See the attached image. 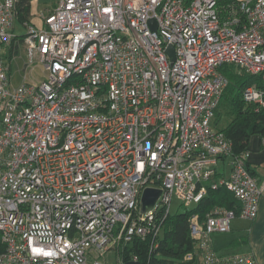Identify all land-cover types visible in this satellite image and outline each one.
<instances>
[{
	"label": "built area",
	"instance_id": "obj_1",
	"mask_svg": "<svg viewBox=\"0 0 264 264\" xmlns=\"http://www.w3.org/2000/svg\"><path fill=\"white\" fill-rule=\"evenodd\" d=\"M41 20L23 45L44 76L16 85V0H0V264H110L115 251L124 264L123 245L156 237L174 197L197 204L209 187L257 218L264 185L212 125L223 64L264 82V0H60ZM243 95L264 107L257 84ZM147 187L162 194L142 212ZM235 217L217 206L192 223L208 262L258 264L214 248Z\"/></svg>",
	"mask_w": 264,
	"mask_h": 264
},
{
	"label": "trees",
	"instance_id": "obj_2",
	"mask_svg": "<svg viewBox=\"0 0 264 264\" xmlns=\"http://www.w3.org/2000/svg\"><path fill=\"white\" fill-rule=\"evenodd\" d=\"M30 11L31 0H16V20L22 25L30 22ZM25 35L19 34L17 41L10 48L7 54L9 61L16 57ZM25 62L21 70L23 68L26 76L28 69H25ZM219 71L227 78L228 84L223 90L218 108L223 107L230 117L228 125L220 130L232 143L233 157L244 158L247 168L256 177L247 164V147L252 135L259 134L264 138V107L257 109V104L247 102L243 91L250 84H257L264 91V82L259 76L251 75L231 63L223 64ZM185 206L186 209L181 213L172 215L170 211L156 237H135L131 242L124 244L121 249L123 260L129 261L136 257L141 264H195L199 253V238L191 233L192 223H203L207 214L217 206L234 209L237 216L241 208L240 202L224 187H209L208 194L199 203ZM3 249L5 245L0 239V251Z\"/></svg>",
	"mask_w": 264,
	"mask_h": 264
},
{
	"label": "crops",
	"instance_id": "obj_3",
	"mask_svg": "<svg viewBox=\"0 0 264 264\" xmlns=\"http://www.w3.org/2000/svg\"><path fill=\"white\" fill-rule=\"evenodd\" d=\"M34 2V0L31 1L29 16V21L33 24L35 22L32 20V14L38 12L37 4ZM55 7L48 9L44 14L53 11ZM35 25L37 26V24ZM247 150V164L255 172L259 183L264 185V138L259 134L252 135ZM213 242L214 248L219 254L251 253L255 256L258 264H264V191L259 201L257 218L250 221L240 216L235 217L232 221L231 231L215 234ZM195 264L215 263L208 262L204 253H198Z\"/></svg>",
	"mask_w": 264,
	"mask_h": 264
},
{
	"label": "rangeland",
	"instance_id": "obj_4",
	"mask_svg": "<svg viewBox=\"0 0 264 264\" xmlns=\"http://www.w3.org/2000/svg\"><path fill=\"white\" fill-rule=\"evenodd\" d=\"M34 1H35L34 3L37 4L38 12H34L32 14V20L35 22V24H37V26H42L41 14L45 13L48 9H53L55 6L57 7L60 0H34ZM14 30L19 35L22 33H26L27 28L23 26L22 23L19 22V20H16L14 24ZM25 60H26L25 47L24 45H20L19 52L17 53L16 58L12 59L13 83L16 85L20 84L24 80L25 74L23 73L24 72L23 68L21 70V67H23L22 64L25 62ZM26 72L27 73L25 80L32 83L37 82L44 76L43 74L44 71L41 66H37L34 71L28 69ZM217 110H216L217 113L215 112V118L213 120L212 126L217 129H223L228 125L230 121V117L228 116L226 110H224L223 107L217 108ZM192 206H194V204H192ZM185 209L186 206L184 205L183 201L174 197L173 202L171 204V214L174 215L176 213H181ZM108 260L110 264H117L118 253L116 251L110 252L108 255Z\"/></svg>",
	"mask_w": 264,
	"mask_h": 264
},
{
	"label": "water",
	"instance_id": "obj_5",
	"mask_svg": "<svg viewBox=\"0 0 264 264\" xmlns=\"http://www.w3.org/2000/svg\"><path fill=\"white\" fill-rule=\"evenodd\" d=\"M155 24V22L153 21ZM157 28L156 24L153 27ZM168 53L171 56V59H175V51L173 46H169ZM162 194V190L154 187H147L144 189L141 197V210L142 212H148L154 208L156 205L160 195ZM124 264H141L138 260H129L125 261Z\"/></svg>",
	"mask_w": 264,
	"mask_h": 264
}]
</instances>
